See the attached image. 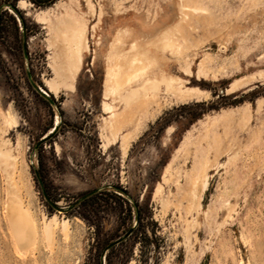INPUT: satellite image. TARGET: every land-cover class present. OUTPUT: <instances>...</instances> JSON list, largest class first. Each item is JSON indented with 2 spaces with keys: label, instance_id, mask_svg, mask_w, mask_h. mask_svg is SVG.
Listing matches in <instances>:
<instances>
[{
  "label": "rangeland",
  "instance_id": "rangeland-1",
  "mask_svg": "<svg viewBox=\"0 0 264 264\" xmlns=\"http://www.w3.org/2000/svg\"><path fill=\"white\" fill-rule=\"evenodd\" d=\"M177 1L0 0V139L16 156L20 197L39 230L50 215L68 220L66 237L57 227L51 245L40 234L20 249L0 167V264H106L109 244L100 250L101 243L128 223L127 213L100 211L87 221L67 210L81 193L102 188L125 196L132 226L140 215L145 231L117 241L112 264H264V0H195L185 20ZM65 11L86 23L88 51L74 88L55 95L46 86L47 20ZM175 23L183 33L179 53L153 45L147 52L154 60L149 76L163 77L153 95L130 103L122 97L139 90L146 73L121 99L105 95L112 39L123 52L134 37L151 42ZM180 88L193 95L179 96ZM109 111H138L137 122L112 139L104 125ZM7 113L14 123L3 122ZM126 130L133 134L123 150ZM202 173V209L188 211L189 178ZM95 223L102 227L98 241Z\"/></svg>",
  "mask_w": 264,
  "mask_h": 264
},
{
  "label": "bare ground",
  "instance_id": "bare-ground-1",
  "mask_svg": "<svg viewBox=\"0 0 264 264\" xmlns=\"http://www.w3.org/2000/svg\"><path fill=\"white\" fill-rule=\"evenodd\" d=\"M23 1V0H21ZM195 0H178L177 8L181 14V19L185 20L187 13L190 10H195L197 5ZM48 21V27L52 32L49 41L51 53L49 55V67L52 71L50 78L46 80L48 91L57 94L62 89L72 90L74 81L81 70L84 53L88 51V37L86 34V23L78 19L68 12H61L54 16L53 21ZM179 37L183 38V33L180 26L175 23L170 27L160 30L154 39L150 42L142 41L139 36L134 37L131 44L123 51L116 50V42L118 37H114L109 44L108 50V66L105 72L104 79V94L112 95L115 98L121 99V93L130 83L141 77L143 74H148L144 77L140 89L127 90L122 96L128 103L136 100L142 102L148 95H153L157 88V84L163 79L162 72L159 75L151 74V65L154 60L147 55L149 46L153 45L159 50H169L171 53H179L180 42ZM184 41V40H183ZM204 65H199V71L203 73ZM187 70V68H186ZM190 71V70H189ZM187 74V73H186ZM234 83V82H233ZM170 82H167V86ZM40 93L46 95L47 91L41 86L36 85ZM235 87V86H234ZM234 87L229 88L230 91ZM142 91V93H141ZM179 96L193 95L190 90L179 89ZM195 94V93H194ZM197 95V92L196 94ZM111 108V106H108ZM108 117L104 118V125L108 130V136L114 139L120 130L129 123L137 122L138 111H109ZM59 121L56 116L55 123ZM3 122L14 123V118L7 113L4 116ZM134 130V128H133ZM133 130H126L121 133L120 145L123 150H126L129 140L132 137ZM5 140L0 139V167L2 168L6 179V198L4 207L8 216V221L11 227L16 244L20 249H26L29 245H35L39 239V235L51 245L54 239V232L57 227H61L65 237L68 235V220H58L56 216L50 215L44 219L42 225L38 228L36 219L24 207L19 193V187L15 180L16 156L13 155L10 149L5 146ZM190 185L187 192L186 210L190 211L193 208L202 209L200 204V194L196 190V183L200 181V192H204L207 188L206 174L193 175L190 178ZM169 202L168 198L161 200L162 206H166ZM230 205L226 206L229 211ZM189 221L186 222V226ZM250 264V263H249Z\"/></svg>",
  "mask_w": 264,
  "mask_h": 264
},
{
  "label": "trees",
  "instance_id": "trees-1",
  "mask_svg": "<svg viewBox=\"0 0 264 264\" xmlns=\"http://www.w3.org/2000/svg\"><path fill=\"white\" fill-rule=\"evenodd\" d=\"M34 4L38 6H45L53 2L54 0H31ZM13 19V17H12ZM14 20V19H13ZM23 22V19H22ZM83 192L73 202H70L68 205L69 212H76L79 216L84 218L85 220L89 221L88 216H98V213L101 211L103 212H114V214H120L121 212L125 211L128 215L129 221L126 225H118L114 232H112L107 239H105L101 243L100 250L104 248L107 244H110L113 239L121 236L122 234H128L124 236L118 244H124L127 240H130L132 236L144 233L145 231L141 228V216L139 215L137 218V222L132 227V223L130 222L131 218V208L132 204L130 201L123 196L121 193H117L114 190H108L107 188L99 189L93 193ZM49 197V196H48ZM55 200V199H54ZM45 205L50 208L52 206L51 201L46 199ZM139 205H138V214L139 212ZM102 227L98 223L94 224V232L96 234V239L98 233L101 231ZM140 239L141 237H137ZM96 241V240H95ZM98 241V239H97ZM115 247V243L108 247L104 258L106 264H112L111 258V251H113Z\"/></svg>",
  "mask_w": 264,
  "mask_h": 264
},
{
  "label": "water",
  "instance_id": "water-1",
  "mask_svg": "<svg viewBox=\"0 0 264 264\" xmlns=\"http://www.w3.org/2000/svg\"><path fill=\"white\" fill-rule=\"evenodd\" d=\"M11 8H13V9H15V7L14 6H12L11 5ZM37 88V87H36ZM37 90L39 91V89L37 88ZM40 92V91H39ZM47 96V98H48V100L50 101V103H52L53 102V100L51 99V98H49V94L48 95H46ZM43 139V138H42ZM42 139H40L39 140V142L42 140ZM38 144V143H37ZM36 144V145H37ZM91 192H95L94 190H92V191H90V192H88L87 194H89V193H91ZM123 192V191H122ZM124 193V192H123ZM54 207V206H53ZM131 228H133V226L131 227ZM128 234V233H127ZM122 238H118L117 240H115V241H112L109 245H108V247L109 246H111L112 244H114V243H116L117 241H119V240H121Z\"/></svg>",
  "mask_w": 264,
  "mask_h": 264
}]
</instances>
